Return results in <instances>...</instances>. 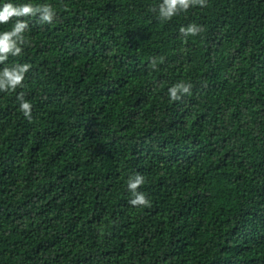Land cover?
Returning a JSON list of instances; mask_svg holds the SVG:
<instances>
[{
	"label": "trees",
	"instance_id": "16d2710c",
	"mask_svg": "<svg viewBox=\"0 0 264 264\" xmlns=\"http://www.w3.org/2000/svg\"><path fill=\"white\" fill-rule=\"evenodd\" d=\"M11 2L56 17L0 64L31 65L0 92V264H264V0Z\"/></svg>",
	"mask_w": 264,
	"mask_h": 264
},
{
	"label": "clouds",
	"instance_id": "9594fccd",
	"mask_svg": "<svg viewBox=\"0 0 264 264\" xmlns=\"http://www.w3.org/2000/svg\"><path fill=\"white\" fill-rule=\"evenodd\" d=\"M206 6V0H161V2L152 10L158 12V18L162 21L171 20L181 12H187L194 6ZM67 7V6H65ZM22 17H36L40 24L53 23L56 12L49 3L33 4L18 3L14 4L11 0H6L0 5V24H7L11 19L16 18L10 30L0 31V64L7 61L9 55L19 56L23 52V46L29 41L25 37L28 30V22ZM203 28L195 23H190L186 27L181 26L179 33L185 39L189 36H196L203 32ZM164 57H159V62H163ZM151 67L156 69L157 58L151 59ZM29 63H14L11 66H5L0 69V92H15L17 88L24 85L25 74L30 70ZM192 89L191 83L178 81L168 88V96L171 101H179L185 95H190ZM19 102V110L23 117L29 121L32 119V104L25 99V93L19 92L16 96ZM145 183V177L140 174L130 176L127 181V189L132 194L129 203L133 207H148L151 201L146 194L138 191L141 185Z\"/></svg>",
	"mask_w": 264,
	"mask_h": 264
}]
</instances>
